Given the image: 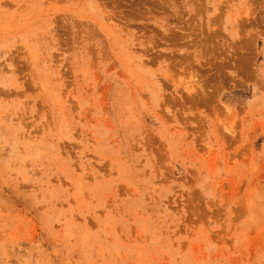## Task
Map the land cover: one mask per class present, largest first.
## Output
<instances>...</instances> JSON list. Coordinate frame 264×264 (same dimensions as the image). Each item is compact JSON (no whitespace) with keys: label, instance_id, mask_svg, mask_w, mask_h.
<instances>
[{"label":"rangeland","instance_id":"obj_1","mask_svg":"<svg viewBox=\"0 0 264 264\" xmlns=\"http://www.w3.org/2000/svg\"><path fill=\"white\" fill-rule=\"evenodd\" d=\"M0 264H264V0H0Z\"/></svg>","mask_w":264,"mask_h":264}]
</instances>
